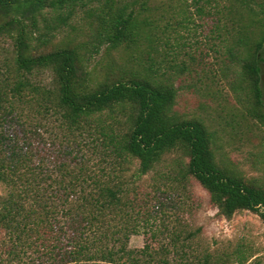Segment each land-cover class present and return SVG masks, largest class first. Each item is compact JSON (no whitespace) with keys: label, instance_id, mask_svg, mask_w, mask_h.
<instances>
[{"label":"trees","instance_id":"trees-1","mask_svg":"<svg viewBox=\"0 0 264 264\" xmlns=\"http://www.w3.org/2000/svg\"><path fill=\"white\" fill-rule=\"evenodd\" d=\"M76 19L83 39L55 43ZM201 25L202 86L222 79L264 128V0H0V264L28 252L29 264H140L146 251L127 242L144 228L193 237L152 226L154 186L139 184L172 153L186 162L164 187L184 191L191 178L219 216L247 211L264 224V181L238 174L201 120L173 110L176 88L159 68V47ZM118 51L137 68L98 73ZM43 72L47 84L35 81Z\"/></svg>","mask_w":264,"mask_h":264},{"label":"rangeland","instance_id":"rangeland-1","mask_svg":"<svg viewBox=\"0 0 264 264\" xmlns=\"http://www.w3.org/2000/svg\"><path fill=\"white\" fill-rule=\"evenodd\" d=\"M76 21V30L68 33L65 29L54 42L75 43L82 40L86 27L83 21ZM79 27H82L81 31ZM180 33L182 38L177 41L170 39L168 46L159 47L162 53H168L159 68L172 78L176 88L173 110L183 118L201 120L213 133V145L217 152H224L228 156L237 173L245 179L263 182L264 128L245 116L242 106L222 79H216L214 85L208 84V88L202 86V25L196 28L195 33ZM8 43L6 39H0V60L6 56ZM101 56V52L96 55L95 62ZM159 60L157 57L156 62ZM105 61L104 57L98 61L101 62L96 65L98 73L111 64L113 69H123L126 74L138 66L136 62L127 63L122 51L110 53ZM261 78L264 87V74ZM35 81L47 84L49 74L43 72ZM179 158L186 162L179 154L165 155L139 184L147 192L153 186L158 189L153 187L152 203L156 204L157 212L152 226H158L161 222L169 226L181 225L188 231H196L194 236L185 239L187 233L184 231L177 241H173L172 233H152L144 228V231L130 236L127 249L144 248L146 252L141 255L140 264H238L231 252L239 249L246 257L242 264H264V224L255 214L241 211L228 220L224 219L209 203L207 193L191 178L186 180L184 191L178 186L164 187L172 177L173 170H178L176 160ZM136 166L137 162L133 161L128 168L135 170ZM162 174L171 176L161 179ZM32 257L34 255L28 252L20 264H29Z\"/></svg>","mask_w":264,"mask_h":264},{"label":"water","instance_id":"water-1","mask_svg":"<svg viewBox=\"0 0 264 264\" xmlns=\"http://www.w3.org/2000/svg\"><path fill=\"white\" fill-rule=\"evenodd\" d=\"M263 91H264V87H263Z\"/></svg>","mask_w":264,"mask_h":264}]
</instances>
